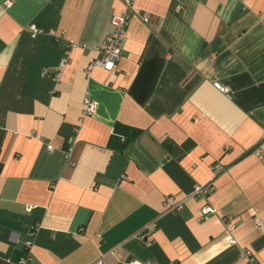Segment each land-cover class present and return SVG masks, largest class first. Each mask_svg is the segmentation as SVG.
I'll list each match as a JSON object with an SVG mask.
<instances>
[{"label": "crops", "instance_id": "1", "mask_svg": "<svg viewBox=\"0 0 264 264\" xmlns=\"http://www.w3.org/2000/svg\"><path fill=\"white\" fill-rule=\"evenodd\" d=\"M124 9L0 0V264H264V0H135L88 76Z\"/></svg>", "mask_w": 264, "mask_h": 264}, {"label": "built area", "instance_id": "2", "mask_svg": "<svg viewBox=\"0 0 264 264\" xmlns=\"http://www.w3.org/2000/svg\"><path fill=\"white\" fill-rule=\"evenodd\" d=\"M135 0H124L125 9L122 13L115 15L112 19V26H113V32L106 37V39L97 47V51L99 53V57L93 61L88 67H87V75L90 76L92 71L94 69L100 68L107 72H113L118 63L123 58V46L127 38L128 33V27L130 24V10L133 8ZM239 2L244 0H237ZM11 2H7V6H10ZM143 21L148 23L149 18L143 17ZM30 31L33 38H36L40 34V30L36 25L30 26ZM71 47L74 48L76 45L74 43H71ZM69 63V58H64L61 60L59 67L56 69V74L54 76L55 80H60L61 75L64 71V69L67 67ZM217 88H219L222 92H228L227 89L222 88L218 85H216ZM83 114L84 116H92L95 114L98 104L94 100V98L87 93L84 98L83 103ZM50 150H52V147H48ZM258 155H260V158L263 159V156L261 155L260 151H258ZM220 169V168H219ZM215 191V185L214 183H209L206 185H197L193 191V194L191 195V198L193 199H201L206 202L204 207L202 208V218L201 220H208L211 215H214L217 213L216 209L212 207L209 203V197L212 193ZM184 206L183 201H178L174 197H166L164 199V207L167 212L170 214H177L179 213ZM33 207H28V211H32ZM257 225H261L260 220H256ZM225 225L227 228V231L232 233L235 230V225L231 221L225 220ZM141 238L144 239L145 236L141 235ZM237 244V241L234 239L230 240V245ZM27 248L32 247V243L29 242L26 245ZM245 257L248 260L249 264H257L256 259L253 257L252 253L247 251L245 253ZM30 259H22L21 264H29ZM93 264H103L101 260L96 261ZM131 264H142L138 261H133Z\"/></svg>", "mask_w": 264, "mask_h": 264}]
</instances>
